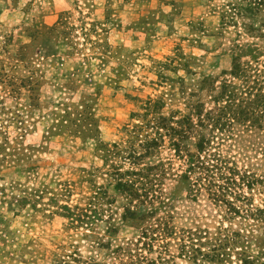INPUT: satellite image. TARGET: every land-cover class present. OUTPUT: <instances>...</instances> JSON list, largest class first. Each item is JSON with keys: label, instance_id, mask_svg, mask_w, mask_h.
Listing matches in <instances>:
<instances>
[{"label": "rangeland", "instance_id": "rangeland-1", "mask_svg": "<svg viewBox=\"0 0 264 264\" xmlns=\"http://www.w3.org/2000/svg\"><path fill=\"white\" fill-rule=\"evenodd\" d=\"M0 264H264V0H0Z\"/></svg>", "mask_w": 264, "mask_h": 264}]
</instances>
